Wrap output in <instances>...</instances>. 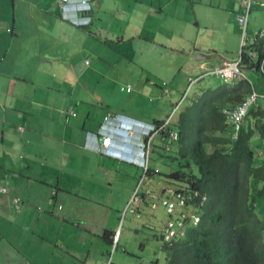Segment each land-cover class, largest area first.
<instances>
[{"label": "crops", "instance_id": "crops-1", "mask_svg": "<svg viewBox=\"0 0 264 264\" xmlns=\"http://www.w3.org/2000/svg\"><path fill=\"white\" fill-rule=\"evenodd\" d=\"M258 5L264 1L256 0L251 10L249 36L264 33L250 30ZM68 11L92 17L91 23L64 19L59 0H0V264H103L110 253L104 231L116 232L125 218L148 214L151 220V210L162 205L151 202L169 187H160V173L147 177L141 215L134 216L127 208L143 171L100 154L102 138L93 134L117 115L145 124L171 118L170 128L177 130L189 103L222 85L216 84L222 77L207 70L237 61L242 51L240 24L231 30L228 18L244 12L242 0H93L89 12L75 13L74 4ZM198 53L226 61L200 60ZM249 70L243 69L246 79L264 98V76ZM166 79L173 80L172 90L162 85ZM206 79L201 92L177 109L188 97L187 85ZM160 92L176 100L165 120L146 108ZM120 93L146 102L129 104L118 100ZM253 109L264 111L258 102ZM117 135L114 148L122 142ZM261 140L258 133L252 139L264 156ZM151 154V168L167 163L153 149Z\"/></svg>", "mask_w": 264, "mask_h": 264}, {"label": "trees", "instance_id": "trees-1", "mask_svg": "<svg viewBox=\"0 0 264 264\" xmlns=\"http://www.w3.org/2000/svg\"><path fill=\"white\" fill-rule=\"evenodd\" d=\"M259 40L258 35L253 47H258ZM242 62L264 76V70L253 64L245 49ZM253 90L247 79L204 90L180 113L178 140L169 139L168 132H161L162 141L155 140L153 151L167 158L164 164L170 170L150 166L145 180L160 173L170 184L199 191V200L208 196L205 207L198 210L201 221L187 224L184 236L161 247L166 264H264V220L256 213L257 199L264 197V165L255 167L252 141L257 133L264 140V111L250 110L236 140L230 136L223 114L225 106L239 104ZM124 133L121 128L119 134ZM141 190L145 201L144 187ZM134 215H141V208ZM163 231L164 227L162 241ZM114 234L105 230V240L112 244Z\"/></svg>", "mask_w": 264, "mask_h": 264}, {"label": "built area", "instance_id": "built-area-1", "mask_svg": "<svg viewBox=\"0 0 264 264\" xmlns=\"http://www.w3.org/2000/svg\"><path fill=\"white\" fill-rule=\"evenodd\" d=\"M91 1L93 0H59V6L61 8L62 17L66 20H69L71 23L78 26H85L91 23L92 18L90 16H85L79 18L77 15H69L68 8L71 4L76 6V12H89L91 10ZM256 0H242V5L244 7V12L238 14L237 19L242 29V51L240 57L237 61H228L223 62L219 65H216L212 68H209L208 73L216 74L221 76L225 81L233 80H242L246 79V76L243 71V51L247 52L248 58L253 62L254 65H258L261 69L264 70V33L261 32L258 34L260 36L258 47H253V44L256 42L258 35L249 36L248 34V23L251 10L255 5ZM262 51L263 55L259 51ZM210 75V74H208ZM193 81H191V84ZM259 94L253 90L244 100H242L238 105L233 108L225 107L223 109V114L226 116L229 126L231 127V137L236 140L238 139L240 132L244 126V122L250 112V110L257 104V99ZM185 97L183 98V100ZM182 103V102H181ZM177 106V109L181 105ZM71 114H74L71 111ZM123 117L108 116L105 118L101 128L97 134L96 138L101 137V144L97 145L96 150L99 153L104 154L105 156H111L122 161L136 164L141 167L144 171V175L141 178L140 183L137 185V188L130 200L127 210L131 213H136L139 208H141L144 199L142 193L143 183L145 177L150 168V158L152 149L154 147V142L156 136L161 132H168V138L172 141L178 140V131L170 128L171 118L167 121L155 124L152 129L145 125H139L136 129V135L134 136L135 144V155H131L129 149L126 153L113 151V137L115 133H118L120 129L119 125H123ZM120 137L119 135H117ZM121 138V137H120ZM115 149V148H114ZM6 188H1V192H6ZM175 199H170L167 196H164L159 199V202H153L151 206L153 208L157 207L161 203L169 213L170 217L165 223L163 231V242L166 246L173 245L174 241L177 238H180L185 235V228L187 224L197 225L201 221V216L198 214V210L202 207H205L208 196H203L199 200L200 192H192L186 187L177 189L174 193ZM16 206L20 205L19 198H14ZM180 208L181 211L177 217L174 216L176 210ZM140 216V215H138ZM120 239V229L115 232L113 235V251L117 249ZM103 264H113L112 253L104 256Z\"/></svg>", "mask_w": 264, "mask_h": 264}, {"label": "rangeland", "instance_id": "rangeland-1", "mask_svg": "<svg viewBox=\"0 0 264 264\" xmlns=\"http://www.w3.org/2000/svg\"><path fill=\"white\" fill-rule=\"evenodd\" d=\"M263 1L264 0H259L260 3H262ZM228 18H229L231 30H240L241 26L239 27L237 12H230ZM144 27L145 25L143 24L141 28ZM253 29L256 30L261 29L262 31H264V6L262 5H258L257 7H255V10L253 12V16L250 23V30ZM257 34H259V32ZM131 44H133L132 46H134L135 48L136 55H138L137 52L138 43H135L133 41ZM243 69L244 71H251L249 69H245V66H243ZM209 80L210 79H206L205 81H203L202 84H196L193 88L191 86L188 88L187 85L184 93L187 90L186 94H188V97L185 103L183 105L181 104V108L183 107L182 109L186 107L188 102L191 101L190 99L192 97L197 96L201 92L200 87L208 84ZM172 81H173L172 79H166L162 82V85L172 90V87L170 86ZM225 83H226L225 80L222 78H219L218 82H216V84L218 85L221 84L223 85ZM129 89L131 88L129 87L128 90ZM171 96L172 94L170 93L169 96L163 97L160 92L157 95L151 96V99L155 100V102L152 103V105H148L146 103V108H149L151 110H154L155 108L157 109L156 115L157 117H159L157 120H161V119L165 120L173 112L174 103L176 100L175 98L173 99L172 102L168 100ZM117 97L118 100H124L129 104H135V103L139 104L140 102H146V100L144 101V99L143 100L140 99L139 96H138V100H135V97L123 93L118 94ZM257 102L260 105H262V107L264 108V98L260 97V95L257 99ZM155 103L156 105H154ZM261 142H264V140L263 141L261 140ZM253 146H255V152H256L255 162H254L255 167H261L264 165V156L259 155V152L261 151V147L258 142H255ZM150 163H151V159H150ZM159 167L161 168L162 171L168 172L167 167L164 164H161ZM177 185L178 183L170 184L166 182L164 178L160 183V187L161 186L169 187L168 191L165 192V195L170 199H175L173 193L178 188L181 187ZM155 200H158V198H155ZM165 209L166 208L164 206L160 205L156 211L151 210V212L153 213L151 220H148L147 217L148 214L144 215L142 218H134L133 221L127 218L124 219V225L121 223L120 228H118L120 229V239L117 249L113 251V244L110 243H107L106 246L108 252L112 253V261H114L113 264H166V253L161 248L163 241L160 238L163 224L166 221L167 217L168 218L170 217L169 213ZM180 211L181 209L178 208L174 216L177 217ZM256 213L260 219L264 220V197L257 199ZM152 226L155 227L156 229L153 230L151 228ZM110 253L106 254V256L109 255Z\"/></svg>", "mask_w": 264, "mask_h": 264}, {"label": "clouds", "instance_id": "clouds-1", "mask_svg": "<svg viewBox=\"0 0 264 264\" xmlns=\"http://www.w3.org/2000/svg\"><path fill=\"white\" fill-rule=\"evenodd\" d=\"M254 107V106H253ZM224 109V108H223ZM167 121V120H166ZM123 125H119L118 128L121 129L123 128V130L125 131L124 134L120 135L119 136L122 138V142L120 143V147L119 148H116V149H120V150H123V148H126L127 150L131 149V151H129V153L131 155H135V144L133 142L134 140V136L135 135H129L128 133L129 132H134L136 131V129L138 128L139 125H145V126H148L152 129V127H154L155 124H145L143 122H133V121H127L125 118H123V122H122ZM119 133V132H118ZM129 135V136H124V135ZM157 139V138H156ZM121 152V151H119ZM117 159V158H116ZM120 160V159H119ZM153 202H151L152 204ZM169 219V218H168ZM167 219V220H168ZM167 222V221H166ZM164 243V242H163ZM165 245V244H163Z\"/></svg>", "mask_w": 264, "mask_h": 264}, {"label": "water", "instance_id": "water-1", "mask_svg": "<svg viewBox=\"0 0 264 264\" xmlns=\"http://www.w3.org/2000/svg\"><path fill=\"white\" fill-rule=\"evenodd\" d=\"M198 59L200 60H206V61H210V60H219V61H226V58L222 57V55L220 54H204V53H198L196 56Z\"/></svg>", "mask_w": 264, "mask_h": 264}]
</instances>
